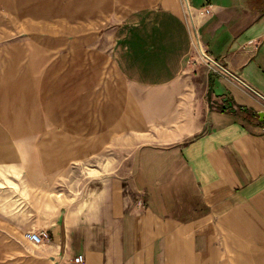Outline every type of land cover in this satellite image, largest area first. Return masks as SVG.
<instances>
[{
  "label": "crops",
  "instance_id": "1",
  "mask_svg": "<svg viewBox=\"0 0 264 264\" xmlns=\"http://www.w3.org/2000/svg\"><path fill=\"white\" fill-rule=\"evenodd\" d=\"M187 1L232 76L185 0H0V264H264V0Z\"/></svg>",
  "mask_w": 264,
  "mask_h": 264
},
{
  "label": "rangeland",
  "instance_id": "2",
  "mask_svg": "<svg viewBox=\"0 0 264 264\" xmlns=\"http://www.w3.org/2000/svg\"><path fill=\"white\" fill-rule=\"evenodd\" d=\"M186 11V10H185ZM186 18L190 21V15L186 13ZM2 25H0L1 27ZM8 34L6 32L0 33V41H7ZM200 60V58H199ZM38 182V179H35ZM89 181L87 178H58V179H47V185L50 192H47L45 195L40 194L41 197H46L48 203L58 204L62 202L67 207L70 206V203L77 201L78 190L84 182ZM100 185L99 182H96ZM37 184V183H36ZM82 184V185H81ZM33 190V189H32ZM38 193H31L32 205L38 202ZM83 200L85 197H88V194L81 195ZM49 206V205H48ZM34 212V210H32Z\"/></svg>",
  "mask_w": 264,
  "mask_h": 264
},
{
  "label": "built area",
  "instance_id": "3",
  "mask_svg": "<svg viewBox=\"0 0 264 264\" xmlns=\"http://www.w3.org/2000/svg\"><path fill=\"white\" fill-rule=\"evenodd\" d=\"M185 4H186V13H188L190 15V24L192 27V31H193V38H195L194 41V46H195V53L192 55L191 61L192 62H196V61H201L204 62L206 65L209 66V69L212 71H216L217 73H224V74H228L230 75L231 73H229L225 67H223L218 61H216L215 59H213L209 53L206 51V49L204 48V46H202V42H200L196 28L194 26V23L192 21V13H191V9L190 6L188 4V1L185 0ZM200 58V60H199ZM232 76V75H230ZM262 100L264 101V97H261ZM26 237L31 240L32 242L39 244L42 243L44 240H47L49 235L48 232L46 230H39V231H29L26 233ZM84 256L83 254H77L74 256V258L71 260L72 264H82L84 263Z\"/></svg>",
  "mask_w": 264,
  "mask_h": 264
},
{
  "label": "water",
  "instance_id": "4",
  "mask_svg": "<svg viewBox=\"0 0 264 264\" xmlns=\"http://www.w3.org/2000/svg\"><path fill=\"white\" fill-rule=\"evenodd\" d=\"M258 115L260 116V118H262V116L264 115V111L262 112V111H259L258 112Z\"/></svg>",
  "mask_w": 264,
  "mask_h": 264
}]
</instances>
